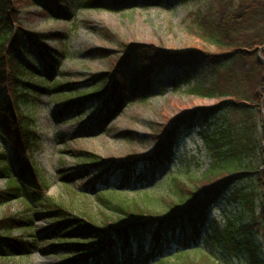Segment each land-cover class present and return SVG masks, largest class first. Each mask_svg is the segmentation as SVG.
I'll return each mask as SVG.
<instances>
[{"label":"trees","instance_id":"obj_1","mask_svg":"<svg viewBox=\"0 0 264 264\" xmlns=\"http://www.w3.org/2000/svg\"><path fill=\"white\" fill-rule=\"evenodd\" d=\"M104 1L84 0L83 7H103ZM122 1L111 0L110 9H119ZM60 3L62 0H0V87L6 86L11 101L0 112V135L7 137L12 154L9 160L7 153L0 150V177L6 179L5 187L0 189V206L22 204L18 214L0 220V261L26 257L35 245L49 244L51 250L69 256L66 264H124L136 253L137 259L149 264H198L200 260L192 258L191 253L200 251V233L209 231V209L226 197L239 211L230 216L224 230L215 227L207 239L235 255L245 249L250 264H264L258 255L259 250H264V243L253 246L251 240L255 230L264 241V126L257 132L252 121L255 112L263 115L264 121V0H212L204 14L196 18L192 30L203 44L182 53L153 45L125 44L120 47L121 55L111 71L92 77L91 83L96 84L90 92L79 94L78 99L58 111L62 120L92 107L86 112L92 113L90 119L80 127L79 134L94 136L118 114L123 96L135 94L140 103L154 96V77L167 70L183 75L189 93L224 97L173 120L155 137V152L150 156L132 162L107 163L85 153L92 157L84 161L88 162L85 171L97 180L85 192L75 190L71 185L74 176L62 170L57 180L72 196L92 192L102 208L121 214L113 218L102 213L99 220L86 213L78 214L46 195L50 183L33 161L35 153L41 151V136L31 115L20 110L40 94L62 95L79 87L54 82L59 55L46 41H60L62 36L31 33L19 23L21 8L30 5L39 7L50 19L66 20L69 15L59 8ZM35 48L38 60L28 65L25 61ZM97 54L105 58V51L98 50ZM195 76L200 80L191 82ZM156 83L161 93L162 85ZM169 84L174 88L175 79ZM226 113L239 116L236 129L243 139L240 143L232 141L228 150L224 149L230 127L223 116ZM194 128L197 138L205 142L210 167L197 182V190L176 175L153 180L168 185L177 197L167 204L169 210L161 214L151 208L158 200L145 190L150 184L146 188L133 186L149 183L171 164L175 147ZM21 154L26 157L22 159ZM240 182L247 186L231 188ZM116 183L127 185L125 191L142 193L125 198L113 188ZM40 204L54 225L36 231L34 206ZM244 218L247 222L242 224ZM14 231L28 234L29 241L13 237ZM172 244L177 251L166 252ZM205 259L210 258L203 255L201 262Z\"/></svg>","mask_w":264,"mask_h":264},{"label":"rangeland","instance_id":"obj_2","mask_svg":"<svg viewBox=\"0 0 264 264\" xmlns=\"http://www.w3.org/2000/svg\"><path fill=\"white\" fill-rule=\"evenodd\" d=\"M59 8L68 13L66 20H53L39 7L23 6L19 14L20 25L31 33L44 36L58 34L60 41H46L51 49L57 52L59 60L55 68L54 82L69 87L62 95L40 94L30 99L27 105H22L20 110L31 115L34 127L41 136V151L35 153L33 161L36 167L46 176L50 187L46 195L56 200L78 214H89L95 220L106 216L117 218L120 213L102 208L96 197L90 192L88 195L72 196L68 188L58 181L57 177L62 170H67L74 181L73 188L80 192L88 190L89 186L97 180L85 171L84 162L92 159L85 155L89 153L100 162H132L133 160L150 156L155 152V137L162 133L170 123L181 117L189 110L202 106H210L223 98L201 97L188 92V87L183 82V75L167 70L156 75L152 83V92L145 103L136 101V95L128 93L123 96L122 107L118 114L109 121L103 131L91 137H81L80 127L90 119L92 113H86L90 108L76 117L59 119L58 111L66 103L78 99L79 94L89 93L96 83H91L92 77L111 71L114 63L119 58L120 47L125 44L139 43L162 47L168 51L182 53L193 47L200 46L203 42L193 33L196 27L195 20L204 14L212 0H123L119 9H110L111 0H105L103 7H83L84 0H62ZM160 4L162 7H155ZM98 50L105 51V58H101ZM38 60V50L33 49L25 61L34 64ZM175 79V86L169 84ZM199 76L191 77L190 81H199ZM157 82L162 85L158 93ZM237 87V86H236ZM20 88V87H19ZM18 88V89H19ZM231 88V87H229ZM0 112L11 103L6 92V86L0 87ZM132 101V102H130ZM147 104V105H146ZM228 143L224 149L232 146V141H243L238 135L239 116L226 113ZM263 115L255 112L252 118L258 131L264 126ZM219 121H222L221 118ZM197 129L188 131L174 150V158L170 165L163 167L149 182L145 189L151 197H156L158 202L151 208L161 214L169 210L167 205L177 197L170 192L168 185L153 183V180H162L175 175L187 184L192 190H197V182L209 169L211 158L205 142L196 136ZM240 139V140H239ZM231 140V141H230ZM0 150L7 153V158L12 159L10 144L5 135H0ZM81 152L80 154H78ZM26 156L21 154V158ZM245 159V157H243ZM146 184L135 185L134 188H146ZM6 185V179L0 177V189ZM117 192L126 189L127 185L116 183L112 185ZM122 186V187H121ZM247 184L240 182L232 189H244ZM142 191H126L125 198H133ZM163 199V200H162ZM166 199L167 203H165ZM22 209V204L12 202L0 206V220L8 215H16ZM239 207L228 203L226 197L213 204L209 209L207 225L209 231L203 230L199 236V252L191 253L192 258L200 260L198 264H250L249 254L245 249L240 253L227 252L226 247L214 245L207 239L211 232L218 227L224 230L230 216L236 214ZM36 231L52 228L54 222L47 217L46 209L40 204L34 206ZM247 218L241 222L244 224ZM240 223V224H241ZM260 232V230H258ZM189 231H187L188 234ZM253 246L264 243L260 233L252 232ZM13 237L29 241L28 234L14 231ZM49 244H38L31 249L28 256L11 258L0 264H66L69 256L60 254L47 247ZM45 248V249H44ZM177 251L175 244L167 248L166 252ZM138 253H136L137 255ZM129 256L124 264H149L145 260ZM209 256L201 262L202 256ZM264 260V250L258 252ZM174 260V259H171Z\"/></svg>","mask_w":264,"mask_h":264}]
</instances>
